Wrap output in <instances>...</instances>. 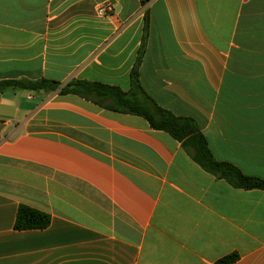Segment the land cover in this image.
<instances>
[{
    "label": "crops",
    "instance_id": "1",
    "mask_svg": "<svg viewBox=\"0 0 264 264\" xmlns=\"http://www.w3.org/2000/svg\"><path fill=\"white\" fill-rule=\"evenodd\" d=\"M147 10V95L264 179V0H0V81L60 83L0 92V264H264V190L218 179L140 116L61 93L129 91ZM21 205L50 226L15 230Z\"/></svg>",
    "mask_w": 264,
    "mask_h": 264
},
{
    "label": "trees",
    "instance_id": "2",
    "mask_svg": "<svg viewBox=\"0 0 264 264\" xmlns=\"http://www.w3.org/2000/svg\"><path fill=\"white\" fill-rule=\"evenodd\" d=\"M145 6L149 0H141ZM150 28L148 10L145 13L144 31L136 63L130 74L131 88L125 92L119 87L96 82L74 81L61 90L62 94H75L97 105L146 119L155 130L165 131L181 143L185 152L205 171L218 179L228 181L232 186L244 190H264V179L244 175L240 169L229 163L219 162L212 154L208 142L198 123L187 117L175 116L159 106L142 87L140 67L146 52ZM60 88V83L49 80L0 81V92L23 90L34 93L53 92ZM51 216L42 211L21 205L15 221V230H44L50 226ZM239 259L238 254H231L218 264H233Z\"/></svg>",
    "mask_w": 264,
    "mask_h": 264
},
{
    "label": "built area",
    "instance_id": "3",
    "mask_svg": "<svg viewBox=\"0 0 264 264\" xmlns=\"http://www.w3.org/2000/svg\"><path fill=\"white\" fill-rule=\"evenodd\" d=\"M115 12V4L113 2H105L98 7V14L102 17H110Z\"/></svg>",
    "mask_w": 264,
    "mask_h": 264
}]
</instances>
